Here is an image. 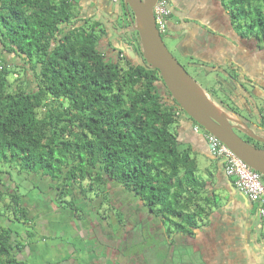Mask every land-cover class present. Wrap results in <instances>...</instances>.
I'll return each instance as SVG.
<instances>
[{
  "label": "trees",
  "instance_id": "obj_1",
  "mask_svg": "<svg viewBox=\"0 0 264 264\" xmlns=\"http://www.w3.org/2000/svg\"><path fill=\"white\" fill-rule=\"evenodd\" d=\"M80 2L0 0V46L24 62L14 70L0 55V264H29L22 255L28 245L23 235L34 237L35 219L44 216L37 205L41 194L38 201L32 194L42 185L40 192L51 197L53 191L56 205L69 208L73 218L74 211L79 221L87 215L92 226L107 212L118 214L123 224L112 230L105 222L94 234L116 237L113 254L96 239L106 250L101 264L112 258L114 264H134L139 256L141 264H207L196 236L214 221L221 197L173 129L185 112L160 71L144 59L140 38L130 46L133 54L108 49L109 24L82 17ZM222 3L235 31L248 41L255 38L264 50V0ZM170 8L162 35L176 42L168 32ZM124 11L131 13L126 5ZM207 91L216 101V91ZM222 102L239 116L228 98ZM13 173L25 175L31 187L23 190ZM90 193L101 202L95 217L78 203L93 209ZM104 204L110 211L100 213ZM11 213L32 223L23 235L6 221ZM144 225L148 238L155 234L147 247L138 228ZM127 241L134 243L131 252ZM75 253L68 264H74Z\"/></svg>",
  "mask_w": 264,
  "mask_h": 264
},
{
  "label": "crops",
  "instance_id": "obj_2",
  "mask_svg": "<svg viewBox=\"0 0 264 264\" xmlns=\"http://www.w3.org/2000/svg\"><path fill=\"white\" fill-rule=\"evenodd\" d=\"M171 7L173 17L169 19L168 32L177 39L178 52L194 56L198 70L217 73L215 84L211 85L217 93L216 102L223 106L222 101L228 98L235 111L251 118L250 128L264 137L262 128L255 129V125H264V50L257 48L255 38L248 41L235 31L222 0H171ZM87 8L93 11L90 17L99 16L98 0H81L80 11L84 18L88 16L83 14ZM251 95L259 102L257 109ZM174 126L180 143L188 147L197 160L199 154L209 158L203 162L205 169L201 174L221 197L214 221L196 236V242L207 256L205 263L264 264V223L257 216V203L235 185L234 177L226 173L223 160L212 155L207 133H199L192 119L181 112ZM210 160L215 162L208 163ZM213 233H218L217 241Z\"/></svg>",
  "mask_w": 264,
  "mask_h": 264
},
{
  "label": "rangeland",
  "instance_id": "obj_3",
  "mask_svg": "<svg viewBox=\"0 0 264 264\" xmlns=\"http://www.w3.org/2000/svg\"><path fill=\"white\" fill-rule=\"evenodd\" d=\"M124 5H125L124 0H120L119 2H112V0H98L97 11L100 10L98 12L100 16L94 17L93 20L100 19V20H103V22L106 21L105 23L109 24L110 32L109 30H107V34H108L107 35L108 36L107 48L108 49H110V47H114V48L117 47L118 49L123 48L130 52L131 51L130 46H133V45L137 46V44H134V43L137 42L136 39L140 38V36L138 32H135L133 30V23L131 20V16L133 17V13L131 12L130 14H127L126 11H124ZM222 7L223 9L226 10V6L224 3H222ZM92 12L93 11L87 8V9H84L83 14H86L88 15L87 17H90V15L93 14ZM126 27L133 31L131 30L125 31ZM98 30L99 28L97 29V31ZM164 40L166 41L167 45L169 46L170 50L173 52L175 57L185 66V68L197 80V82L200 83L202 87H204V89L209 90L210 88L213 87L211 85L215 84V78H216L217 73L215 72L205 73L202 70L193 68L192 66L196 64L193 61L195 60L194 56L181 55L177 50V47H176L177 43L175 44V41L168 38L167 35H164ZM1 53H3L2 46H0V55ZM3 54L5 55V58L8 60L9 65L14 66L13 67L14 70L18 69L17 66H21V64L24 63L21 58H17L15 55H11L5 52ZM208 67L212 68L211 66H208ZM15 73H16L15 74V77H16V75H18V72H15ZM29 74L31 75L32 72H29ZM212 77L214 79H212ZM184 115L187 116L189 119H192L195 125L198 126L199 133H207V131L202 126H200L193 118H191L187 113H184ZM260 128L264 130V125L260 127L255 125V129L257 131H260L261 130ZM237 132L241 136H243L246 140H248L250 143H252L253 145L260 147V148H264L263 143L253 138L248 137L247 135L243 134L239 130H237ZM210 149H211V146H210ZM197 157H198L199 169H200V172L202 173V169H205V167L202 166V164L203 162L208 161L209 158L205 157L202 154H199ZM214 162L215 160L214 161L210 160L208 163L213 164ZM24 176L25 175H21V174L19 175L17 173H13V180L16 181L18 185L22 187L23 190L29 189L31 187V184L27 181L26 178H24ZM262 180L264 182L263 176H262ZM46 186L51 191V188L48 186V184H46ZM42 188H43V185L38 188H34L32 192V194L36 198V201H38L37 194H41L42 196L41 200L37 202L38 203L37 205L41 207L39 210L43 211V215H44L41 217L39 216L38 219L37 218L35 219L37 223H34L32 226L34 229V233H33L34 237L30 239V236L28 235L27 231L25 232L26 234L24 235L22 233V229L23 230L28 229V225L32 224L31 222L25 223V222L19 221L13 217L12 213L10 215L5 216V219L7 222L9 219L12 220V221H9L12 228H14L15 230H18L28 242V245L26 246L27 248H25L22 255L23 257H25V260L29 264H68V263H71V260L68 261L67 258L71 256L70 252H72L73 250L76 251L75 255H73L71 258L75 260L74 264H101V259H99V257H102L103 254L106 253V250L104 251L105 246L106 247L110 246L108 247V252L112 254L114 253V251L111 249H113V246H114L113 242H116V237H110L109 235L103 234L105 237L104 238L103 235L101 234L99 239L101 242L104 243L105 246H103V244L98 243L97 240L99 239H97V237L94 234L97 233V231H100L102 230V228L105 227V222H107V224L110 227H112V230H115L114 226L118 225L119 223L123 224V222L118 220V214L117 215L115 214V216H113V214L109 215L110 212L109 213L107 212L106 215H103L99 219L97 218L98 219L97 222L99 223V225L92 226V224L91 225L87 224L88 217L85 214H87V212H90L89 214L92 217H95L97 214L96 213L97 204H99V207L101 205V202L99 200L97 202V198L94 199L93 196L96 195L95 193H92V194L90 193L91 195L89 194V197L90 198L93 197L94 199L93 204L91 202L92 206H95L93 207V209L83 207L82 202H78L79 205L85 211V214H84L85 216L83 217L81 221H79V219L75 218L76 215L74 211H72L74 214V218H73L70 214H68L69 212H71L69 208L66 209L64 207H60L58 205L59 203H57L56 205L52 197L53 191L51 192V197H48L45 193L40 192V189ZM44 189L48 191L45 186H44ZM117 204L120 205L119 200H117ZM105 210L110 211V207L109 206L106 207V205L104 204L103 209L100 210V213L101 212L104 213ZM89 220L91 221V219ZM138 228L140 230L142 229L143 233L141 234L144 235L142 236L143 237L142 245H146L147 247V245L150 242L155 241L154 240L155 234L153 231H152L153 237L151 239L148 238L147 235H149L150 232H148V229H146V225H144V227H138ZM151 229H153L152 226H151ZM91 236H93L94 239L90 238ZM142 237L140 238V240L142 239ZM34 238L35 240H38L39 242L35 244L33 242L31 243V241ZM126 244H127L126 245L127 250L131 252L130 250L134 249V243L127 241ZM140 244L141 242L137 244L139 248L141 247ZM102 251L104 252L99 255L98 253ZM180 256H182V253ZM141 259L142 257L139 256L138 261L135 262L134 264H141ZM112 261H113V258L109 260L110 264H114ZM124 264H127V263L124 262Z\"/></svg>",
  "mask_w": 264,
  "mask_h": 264
},
{
  "label": "water",
  "instance_id": "obj_4",
  "mask_svg": "<svg viewBox=\"0 0 264 264\" xmlns=\"http://www.w3.org/2000/svg\"><path fill=\"white\" fill-rule=\"evenodd\" d=\"M158 1L124 0L133 13V30L139 33L144 59L152 68L160 71L165 86L185 113L264 176V148L253 145L237 130L263 144L264 137L250 128L249 116L238 112L237 119L231 117L224 105L217 103L175 57L156 22L154 10ZM130 53L133 54L132 51ZM251 101L257 109L258 100L251 95Z\"/></svg>",
  "mask_w": 264,
  "mask_h": 264
},
{
  "label": "built area",
  "instance_id": "obj_5",
  "mask_svg": "<svg viewBox=\"0 0 264 264\" xmlns=\"http://www.w3.org/2000/svg\"><path fill=\"white\" fill-rule=\"evenodd\" d=\"M170 6V0H159L155 6L156 22L161 32L166 30L164 20L171 13ZM207 138L212 154L223 160L226 173L234 177L235 185L257 203V216L264 223V182L261 173L250 167L215 135L207 132Z\"/></svg>",
  "mask_w": 264,
  "mask_h": 264
},
{
  "label": "clouds",
  "instance_id": "obj_6",
  "mask_svg": "<svg viewBox=\"0 0 264 264\" xmlns=\"http://www.w3.org/2000/svg\"><path fill=\"white\" fill-rule=\"evenodd\" d=\"M162 33V32H161Z\"/></svg>",
  "mask_w": 264,
  "mask_h": 264
}]
</instances>
